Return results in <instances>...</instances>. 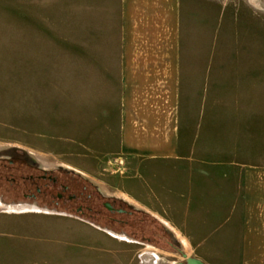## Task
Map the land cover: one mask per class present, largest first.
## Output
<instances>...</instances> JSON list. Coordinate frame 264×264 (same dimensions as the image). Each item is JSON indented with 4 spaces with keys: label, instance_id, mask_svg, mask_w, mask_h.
<instances>
[{
    "label": "crops",
    "instance_id": "crops-1",
    "mask_svg": "<svg viewBox=\"0 0 264 264\" xmlns=\"http://www.w3.org/2000/svg\"><path fill=\"white\" fill-rule=\"evenodd\" d=\"M76 10L73 42L46 55L71 68L73 154L90 167L69 170L94 179L120 157L136 177L121 179L118 199L158 221L178 253L244 264L253 239H264V0H82L80 28ZM20 49L24 60L1 57L0 68L23 67L32 94L29 29ZM22 240L13 243L45 244ZM26 249L10 251L34 253L35 264L95 259Z\"/></svg>",
    "mask_w": 264,
    "mask_h": 264
},
{
    "label": "rangeland",
    "instance_id": "rangeland-1",
    "mask_svg": "<svg viewBox=\"0 0 264 264\" xmlns=\"http://www.w3.org/2000/svg\"><path fill=\"white\" fill-rule=\"evenodd\" d=\"M75 10V0H0L1 65L5 63L4 57L9 55L17 64L24 60L20 47H23L27 29L29 35L31 31L34 46L32 94L25 95L23 67L0 68V150L14 148L24 152L48 171L59 168L71 171L69 169L81 164L90 167L87 157L79 161L78 155L73 154L78 134L74 132L71 68L58 67L57 62L46 58L47 54L54 55L49 49L57 43L73 42ZM76 11L80 28L82 0H77ZM257 38L260 42L261 37L258 35ZM97 170L99 174L94 175V179L73 172L93 184L103 195L102 199H97L96 209L104 198L118 199L122 195V178L136 177V171L128 170L118 156L108 157ZM9 182L1 174L0 264L40 261L34 253H12L13 246L28 248L27 253L31 252L29 247H40L49 253L61 252L64 246L65 252L95 257L91 264H174L185 260L171 247L170 239L163 231L166 229L146 213L132 208L135 212L131 215L118 216L126 223L124 226H107L103 221L98 224L118 236L131 238L123 244L125 242L119 240L104 239L106 236L87 226L84 223L87 215L80 217L74 211L63 213L24 202L20 204L23 200L19 195L4 193ZM125 205L122 207L131 210L132 206ZM22 239H44L45 244L13 243L25 241ZM263 241L253 239L252 251L244 264H264Z\"/></svg>",
    "mask_w": 264,
    "mask_h": 264
},
{
    "label": "flooded vegetation",
    "instance_id": "flooded-vegetation-1",
    "mask_svg": "<svg viewBox=\"0 0 264 264\" xmlns=\"http://www.w3.org/2000/svg\"><path fill=\"white\" fill-rule=\"evenodd\" d=\"M1 170L0 178L4 174L5 179L10 181L4 193L19 195L23 200L20 204L24 202L32 207L63 213L74 211L80 217L87 215L85 221L99 228H102L98 225L102 221L107 226H124L126 223L118 219V216H129L135 212L122 200L109 198L99 202L100 207L96 209L97 199H102L103 195L93 184H88L73 171L62 168L52 171L43 169L38 162L14 148L0 150ZM124 205L131 210L123 208Z\"/></svg>",
    "mask_w": 264,
    "mask_h": 264
},
{
    "label": "water",
    "instance_id": "water-1",
    "mask_svg": "<svg viewBox=\"0 0 264 264\" xmlns=\"http://www.w3.org/2000/svg\"><path fill=\"white\" fill-rule=\"evenodd\" d=\"M106 207L109 209L110 207L108 205H106ZM184 262H177L174 264H205L204 262H202L201 260L194 258V257H186L184 256Z\"/></svg>",
    "mask_w": 264,
    "mask_h": 264
},
{
    "label": "trees",
    "instance_id": "trees-1",
    "mask_svg": "<svg viewBox=\"0 0 264 264\" xmlns=\"http://www.w3.org/2000/svg\"><path fill=\"white\" fill-rule=\"evenodd\" d=\"M163 231L169 237L171 247H173L176 251H178V244L176 243V241L174 239H172L171 235L166 230L163 229Z\"/></svg>",
    "mask_w": 264,
    "mask_h": 264
}]
</instances>
